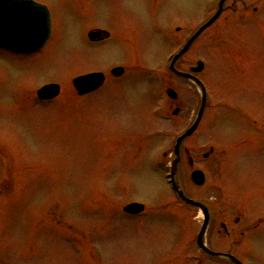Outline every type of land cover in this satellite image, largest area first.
<instances>
[{"label":"rangeland","instance_id":"374dc122","mask_svg":"<svg viewBox=\"0 0 264 264\" xmlns=\"http://www.w3.org/2000/svg\"><path fill=\"white\" fill-rule=\"evenodd\" d=\"M32 1L52 18L44 52H0V264H194L201 216L195 223L185 209L162 214V205L173 199L164 184L172 139L197 113L199 92L170 74L178 100L163 114L160 82L219 0ZM93 29L114 39L91 44ZM199 61L206 66L200 80L212 95L205 114L213 118L183 144L195 158V168L181 165L183 188L189 198L214 204L219 187L223 210L230 217L239 210L245 228L264 219V0H228L176 68L189 72ZM117 65L132 70L115 88L112 81L92 97L74 94V78ZM47 83L60 84L58 99L38 104L30 94L24 100ZM176 108L182 123L168 118ZM210 146L217 150L206 162ZM194 169L205 170L206 187L193 186ZM135 201L151 211L110 217L115 203ZM221 249L245 264H264V225Z\"/></svg>","mask_w":264,"mask_h":264},{"label":"water","instance_id":"95a60500","mask_svg":"<svg viewBox=\"0 0 264 264\" xmlns=\"http://www.w3.org/2000/svg\"><path fill=\"white\" fill-rule=\"evenodd\" d=\"M226 0H223L219 6V9L216 15L205 25L203 26L188 42L184 50L175 58L174 63L191 47L194 41L201 35V33L210 27L220 16L223 10V5ZM51 33V22L50 15L48 10L36 3L22 0H0V50L2 51H12L20 54H31L40 50L48 40ZM174 65V64H173ZM203 69V64L200 63L197 69H194L193 72H200ZM172 70L174 71L173 67ZM115 75H122V69L114 70ZM177 75L191 81L197 85L202 93V105L199 111L198 120L195 125L189 130L184 136L179 139L177 148H176V160L173 163V186L176 192L179 193L183 201L189 205L200 207L206 216V222L203 227L202 233L200 235V245L201 247L209 254L220 256L210 252L204 244V232L208 225L209 216L208 211L204 205L201 203L193 202L187 199L180 188L178 181L177 165H178V156H179V146L182 141L190 136L196 129L204 108H205V89L203 85L190 74L178 73ZM104 82V76L102 74H90L84 77H79L73 81L74 87L78 91L79 95H84L90 92L97 90L102 83ZM60 94V87L58 85H49L41 89L38 93L41 99H54ZM173 99L176 98V95L169 92ZM198 174L193 175V181L196 184H201L198 180ZM143 210L142 205L132 204L126 207L125 211L137 214ZM223 258L229 260L234 264H242L238 259L231 255H223Z\"/></svg>","mask_w":264,"mask_h":264},{"label":"flooded vegetation","instance_id":"af4514ba","mask_svg":"<svg viewBox=\"0 0 264 264\" xmlns=\"http://www.w3.org/2000/svg\"><path fill=\"white\" fill-rule=\"evenodd\" d=\"M97 38L98 39H97L96 43L101 44L106 39H108L109 36L108 35L103 36V33L101 32V34H99V37H97ZM121 39H122V41L126 40L123 38H121ZM105 74H106L105 83L96 93L102 91L109 84H111L112 81H114V84H113L114 87L111 88V90H112L116 86L115 85L116 81L119 80V78L109 77V71L105 72ZM125 75H126V70H125L122 77H125ZM122 77H120V78H122ZM166 89H167V85L164 81L162 83V93H164V95L166 93ZM177 100H178V98H177ZM162 105H163V103H162ZM207 116L205 114H203V117H202V120H201V123L199 126L203 125V123H205L206 120L207 121L209 120V118ZM173 117L176 119H180L181 123L183 122V117H184L183 114H180V113L179 114H173ZM196 118H197V114H193L187 122V125H188L187 127H189L192 123H194ZM206 155H204L205 159H210V158L212 159L214 156V149L210 148V153L207 156ZM180 156H181V161H180L181 163L187 161V164L188 163L191 164L194 162V159L190 155L188 148L182 149V147H181ZM164 159H167L166 154H164ZM181 173H182V171H181ZM193 210H195V211L190 213L191 214V221H194L195 223H197V220H198L197 214H198L199 210H197V209H193ZM145 213H146V211L143 214H145ZM243 218L244 217L235 218L234 219L235 221L231 222L229 215H225L221 211H219V212L216 211L214 214H212V212H210V226H209V230L207 233V239H206L207 245L212 246V247L209 246V248L214 250V251H218V252L225 253V254L229 253V254L233 255L234 253L231 252L230 250L225 251V250L221 249V248H223L225 241H227L228 239H231V238L236 239V237L245 238L248 230H255V229L258 230L262 226L261 225L262 221H260L255 226L248 225L245 228H241V227L237 228L241 224ZM197 236H198V234H195V236L192 239V241H193L192 243L194 245H196V247L198 246L197 245ZM210 237H212V238L210 239ZM221 244L223 246H221ZM203 256L204 257L202 258V264H206V262H208L210 264H228V263H226L224 261H220L216 257L214 258V256L208 255L206 253L203 254ZM194 264H199V260H198L197 256H195Z\"/></svg>","mask_w":264,"mask_h":264},{"label":"trees","instance_id":"16d2710c","mask_svg":"<svg viewBox=\"0 0 264 264\" xmlns=\"http://www.w3.org/2000/svg\"><path fill=\"white\" fill-rule=\"evenodd\" d=\"M228 11H229V13L230 12H235L233 8L228 9Z\"/></svg>","mask_w":264,"mask_h":264}]
</instances>
